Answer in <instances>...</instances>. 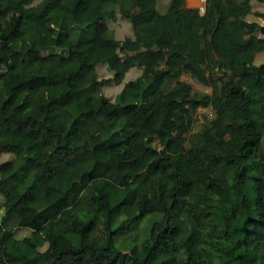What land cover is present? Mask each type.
Returning <instances> with one entry per match:
<instances>
[{"label":"trees","instance_id":"1","mask_svg":"<svg viewBox=\"0 0 264 264\" xmlns=\"http://www.w3.org/2000/svg\"><path fill=\"white\" fill-rule=\"evenodd\" d=\"M34 1L0 0V264H264L263 0Z\"/></svg>","mask_w":264,"mask_h":264},{"label":"rangeland","instance_id":"2","mask_svg":"<svg viewBox=\"0 0 264 264\" xmlns=\"http://www.w3.org/2000/svg\"><path fill=\"white\" fill-rule=\"evenodd\" d=\"M39 0H35L34 2H37ZM194 1V0H193ZM189 2L188 0H184V4L187 7H194V8H203V4H204V0H198V2ZM168 0H156V8L157 10L161 13L165 10L166 6H167ZM250 6H251V13L246 15V19L247 20H257L258 23L264 25V21L258 17L255 16V14H253L254 12H264V0L257 2V1H250ZM227 16L232 19L235 20L237 18V12L232 9L229 8L226 10ZM102 28H107L108 30H110L113 34V36L117 39H121L124 36H128L131 35V30H130V26L129 23L123 19L122 17L119 16V14H116V18L114 20H108L106 22H102L99 21V29ZM257 37H259L260 39L264 38V35L257 33L256 34ZM255 45L253 43L251 44H247L245 46H240L237 44H233L232 48H233V56L234 59H239L241 57H243V54L245 51L254 48ZM256 59L255 62L256 63H263L264 62V50L258 51L255 53ZM76 58L79 61V64L84 66L88 64V61L85 57H83L82 51L78 50L76 53ZM96 71H97V76L98 77H109L110 76V72L103 66V65H97L96 66ZM138 73L137 69H129L125 72L123 79H131L133 77H135ZM181 79L185 80L186 82H188L191 86L192 91L198 92V93H209L210 92V88L207 86H203L200 83H198L197 81H195L194 79L188 77L187 75H182ZM119 85H114L111 84L109 86H104L102 87V90L104 92V94L110 99H113V96L115 94V92L117 91ZM205 112L202 111V109L199 111L195 110L194 114H195V120L193 121L192 127H191V131L190 133H194L195 131L198 130L199 126H200V121L199 118L197 117V115H205L206 118L207 114H209V107H205ZM161 116V109H156L152 112V116H151V121L153 124L156 123V121L158 120V118ZM135 132L140 133L142 131V127L140 126L139 123H136L135 127H134ZM128 145L131 148H134V144H133V140L130 139L128 141ZM11 157V154H1L0 155V160H5ZM153 166L150 164L146 167L145 171H144V176L149 179V180H153L154 177V173H153ZM139 195V194H137ZM136 195V196H137ZM1 212V210H0ZM16 235H20V234H25L27 233V230H22L19 228H14Z\"/></svg>","mask_w":264,"mask_h":264},{"label":"built area","instance_id":"3","mask_svg":"<svg viewBox=\"0 0 264 264\" xmlns=\"http://www.w3.org/2000/svg\"><path fill=\"white\" fill-rule=\"evenodd\" d=\"M202 109L203 112H205V107H199V109L197 111L200 112V110ZM211 113V111L209 110V114ZM197 117L199 118V121L201 122V119H200V115H197Z\"/></svg>","mask_w":264,"mask_h":264},{"label":"clouds","instance_id":"4","mask_svg":"<svg viewBox=\"0 0 264 264\" xmlns=\"http://www.w3.org/2000/svg\"><path fill=\"white\" fill-rule=\"evenodd\" d=\"M199 10V13L201 14L202 12H203V8H200V9H198ZM199 109V107L196 109V110H198Z\"/></svg>","mask_w":264,"mask_h":264}]
</instances>
